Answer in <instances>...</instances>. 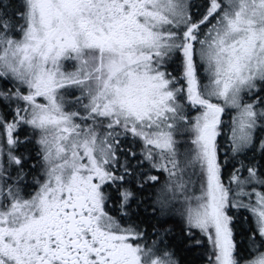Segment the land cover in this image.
Here are the masks:
<instances>
[{"label": "snow or ice", "instance_id": "snow-or-ice-1", "mask_svg": "<svg viewBox=\"0 0 264 264\" xmlns=\"http://www.w3.org/2000/svg\"><path fill=\"white\" fill-rule=\"evenodd\" d=\"M0 264H264V0H0Z\"/></svg>", "mask_w": 264, "mask_h": 264}]
</instances>
